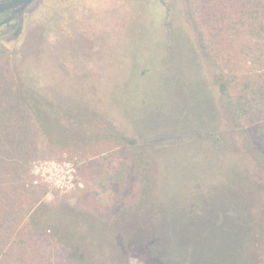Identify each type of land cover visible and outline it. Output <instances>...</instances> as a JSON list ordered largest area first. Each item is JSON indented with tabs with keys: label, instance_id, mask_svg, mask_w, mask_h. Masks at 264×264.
Instances as JSON below:
<instances>
[{
	"label": "rangeland",
	"instance_id": "1",
	"mask_svg": "<svg viewBox=\"0 0 264 264\" xmlns=\"http://www.w3.org/2000/svg\"><path fill=\"white\" fill-rule=\"evenodd\" d=\"M84 1L96 27L66 30L78 40L58 39L45 4L40 46H17V59L0 47V264H115L116 249L91 243L86 223L70 234L73 221L62 216L75 212L100 229L119 219L132 247L150 255L169 236L172 252L216 258L240 246L246 221L257 237L264 120L232 113L196 0H164L162 11L155 0ZM33 52L37 62L19 58ZM47 160L74 163L84 186L36 184ZM123 163V181L111 178ZM141 166L151 179L143 204ZM123 264L146 263L131 250Z\"/></svg>",
	"mask_w": 264,
	"mask_h": 264
},
{
	"label": "trees",
	"instance_id": "2",
	"mask_svg": "<svg viewBox=\"0 0 264 264\" xmlns=\"http://www.w3.org/2000/svg\"><path fill=\"white\" fill-rule=\"evenodd\" d=\"M196 3L200 22L212 42V54L222 69L220 89L228 98L232 113L240 122L253 117L264 120V0H196ZM39 111L43 126L50 130L49 123L45 122L46 112L43 108ZM61 124L59 122V128ZM118 169L111 174V178L123 181L121 170L123 172L126 170L125 164H120ZM139 175L142 196L139 197L138 203L143 204L147 202L151 192V179L143 166L139 167ZM80 214L75 212L72 215L62 216V219L67 217L73 221L72 226H69L70 234L76 231L77 223H86L87 237H90L88 239L91 243L96 245L110 243L116 249L111 254L115 264H123L131 250L139 253L146 264H150L152 260L160 264H217L218 261L221 264H240L239 257L243 264H264V220L262 225H258L260 232L257 237L249 233L252 221H246L240 246L231 247L225 254L218 249L216 258H209L206 252H199L197 256L194 255V251L188 255L172 252L169 236L166 240L169 248L162 246V251L159 253L155 252L151 255L144 253L140 248L132 247L128 226L119 219H115L111 224L107 223L102 227L103 229H100L101 225H98L93 217H80ZM33 221L37 225L38 220L34 218ZM51 228L62 243L67 241L55 226ZM107 231H111V235ZM255 239L257 255L255 251L250 250L251 242ZM3 241L1 238L0 250ZM186 244L190 245L188 242ZM76 246L77 249L80 248ZM236 247L240 250H236ZM192 248L194 246H191ZM79 252L83 256V249ZM1 256L0 253V258Z\"/></svg>",
	"mask_w": 264,
	"mask_h": 264
},
{
	"label": "flooded vegetation",
	"instance_id": "3",
	"mask_svg": "<svg viewBox=\"0 0 264 264\" xmlns=\"http://www.w3.org/2000/svg\"><path fill=\"white\" fill-rule=\"evenodd\" d=\"M82 0H0V47L11 48L15 59L17 56V46L22 44H32L35 47L40 46L38 34V13L40 6L47 4L50 10V26L55 30L59 26L62 34L59 40L76 41L78 38H68L66 30L81 31L89 27L95 28L96 25L90 23L88 15L90 10H86L85 1ZM150 1V0H145ZM158 2V8L162 11L164 0H155ZM89 28V29H92ZM36 37V38H35ZM65 43V42H63ZM31 57V61H38V52L31 55L19 56V58ZM36 101L38 96L35 93ZM35 103V102H34Z\"/></svg>",
	"mask_w": 264,
	"mask_h": 264
},
{
	"label": "built area",
	"instance_id": "4",
	"mask_svg": "<svg viewBox=\"0 0 264 264\" xmlns=\"http://www.w3.org/2000/svg\"><path fill=\"white\" fill-rule=\"evenodd\" d=\"M35 173L37 176L35 180L36 184L41 182L63 190H71L84 186V183L78 179L77 166L69 161H44L36 167Z\"/></svg>",
	"mask_w": 264,
	"mask_h": 264
}]
</instances>
